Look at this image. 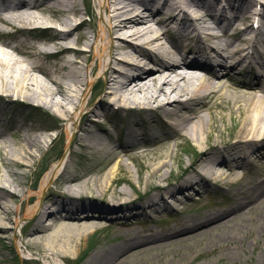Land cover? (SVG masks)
Listing matches in <instances>:
<instances>
[{
	"label": "bare ground",
	"instance_id": "6f19581e",
	"mask_svg": "<svg viewBox=\"0 0 264 264\" xmlns=\"http://www.w3.org/2000/svg\"><path fill=\"white\" fill-rule=\"evenodd\" d=\"M111 1L114 12L119 11L116 17L115 13L105 15ZM143 2L150 7L145 8ZM83 5V13H91L89 3L83 0ZM94 5L98 19L93 16L88 35L80 30L87 23L76 0H0V16L10 12L6 21H19L32 30L46 25L61 29H46L52 31L47 41L38 38L17 45L13 41L24 30L14 29V40H2L0 45V231L14 227L21 232L31 223L24 232V244L41 245L47 264H65L60 256L67 249H80L89 232L107 226L106 221L117 216L113 226L119 240L100 244L91 252L90 264H143L157 257L162 259L155 264H190L183 261L181 252L164 251L184 243L192 244L188 249L200 244L205 252L218 250L221 259L238 261L245 246L241 228L264 231V180L235 186L241 174H252L248 167L264 157V58L261 70H251L253 80L243 79L246 64L242 62L251 59L234 56L244 51L239 42L244 38L224 37L230 36L240 19L249 17L245 11L253 12L258 6L264 11V0H94ZM40 8L57 10L63 17L55 24L45 13L35 12ZM200 10L212 18L215 10L226 14L230 29L221 22L220 32L208 31L210 26L200 28ZM150 16L154 18L151 23ZM261 21L252 36L260 46L264 45ZM176 25L179 38L169 39L170 28ZM4 30L0 23V31ZM80 38L86 47H77ZM9 47L24 57H16ZM53 52L59 55L54 68L41 66L40 57ZM256 53L264 55V49L256 46ZM232 72L238 74L227 83ZM101 90L104 95L100 97ZM105 98L126 112L156 114L157 128L143 130L133 116L132 124L118 132L124 137L118 142L99 123L98 117L108 110ZM31 105L44 112L49 122H40L22 109ZM218 108L228 110L237 126L230 132L232 141L222 147L213 137L217 132V138H222ZM49 129L57 133L49 134ZM166 136L171 140H164ZM175 138L191 141L196 151L187 166L189 178L174 189L164 183L168 176L163 170L169 160L179 159L170 150ZM75 143L96 151L102 165L90 168L83 161L71 169L80 152ZM121 149L127 154L134 151L132 158L141 166L138 183L146 185L143 191L130 175L120 173L124 153L117 150ZM143 155L161 161L143 165L139 161ZM110 164L114 165L109 168ZM144 168L149 173L142 179ZM210 187L226 196L235 189L241 197L211 212L190 214L178 208L182 202L177 192L195 200L197 189ZM167 197L178 200L171 226L147 235L132 229L137 218L128 217L155 219L160 208L168 209ZM59 208H66L67 224L59 229L43 225V216L48 220ZM13 237L15 241L20 238L16 231Z\"/></svg>",
	"mask_w": 264,
	"mask_h": 264
},
{
	"label": "rangeland",
	"instance_id": "374dc122",
	"mask_svg": "<svg viewBox=\"0 0 264 264\" xmlns=\"http://www.w3.org/2000/svg\"><path fill=\"white\" fill-rule=\"evenodd\" d=\"M77 6L82 11V16L85 19V22L87 25L82 26L80 30L86 32L88 35L91 34V30L93 28L92 25V19L93 16H95V20L98 19V11L97 8L94 5V0H85L86 3L91 6V13H83V0H76ZM112 1L110 2V4ZM110 4L108 5L105 15L108 14V9H110ZM150 7V6H149ZM259 7V6H258ZM258 10L262 13L261 15V31L264 33V11L262 7H259ZM36 13H45L47 16L51 17L54 20V23L57 22V20H60L63 17V14L58 12L57 10H49L40 8L38 10H35ZM247 16L250 17V15L253 13L252 11H245ZM126 17V16H125ZM249 17H246L247 19H240L236 23V27H233L229 32V35H226L224 37L227 40H231L232 36H234V39H237L235 33L238 29L242 30L243 27L246 26L248 23ZM56 19V20H55ZM212 24L215 25V22L213 20H210ZM56 24V23H55ZM229 29L231 27V24L228 26ZM4 29H6L4 27ZM56 32V29H54ZM176 30H178L176 28ZM215 32H220L218 28L214 29ZM58 31V30H57ZM246 32V31H245ZM232 34V35H231ZM52 36V31L48 30H41V29H34V30H24L22 33L17 37V41H13L14 45L19 44L21 41L26 42H35L38 40V38H41L42 40H49ZM114 37V33L112 34ZM90 37V36H89ZM8 40H14L13 36L11 34L5 36L3 38ZM74 39H77V36H74ZM91 39V38H90ZM201 41L204 43V39L201 37ZM87 42L89 40H86ZM167 41V40H164ZM77 47H86L85 40L80 38L77 40ZM242 46V45H241ZM256 46L260 47L261 49H264V45L256 43ZM237 54L234 56L236 57ZM258 56H262L258 54ZM59 55H45L40 57L39 62L41 63V66L43 67H50L54 68L55 64L59 61ZM234 59V58H233ZM232 59V60H233ZM231 60V61H232ZM255 65V67L258 70H261L263 58L260 59L256 55L253 56L251 63ZM111 65L116 66V64L111 63ZM232 75H237L236 72H232ZM251 76V75H250ZM249 77L247 75V72L243 73L242 78ZM252 77V76H251ZM250 78V77H249ZM225 80H229L227 83H230L232 80L230 77H226ZM251 80V79H250ZM232 89V87H230ZM233 90V89H232ZM100 97L104 95V91L101 90L98 94ZM105 102L108 103V110L106 115H101L99 118L100 125L109 128V131L111 134L117 138L118 140V132L119 131H125L128 126L132 124L133 121L130 119L134 116L139 124H142L143 130H150L153 131L157 128L155 126V119L156 114L154 113H147L146 111H125L123 108H119L118 105L113 104L110 102L109 98H105ZM23 110H27V112L34 117L37 118L40 122H49L48 118H46V114L42 112L41 110H38L36 106H28L23 107ZM47 111V110H46ZM205 114H208V111L206 110L204 112ZM218 113V122L219 126L222 129V138H217V132L213 133V137L216 139L218 146H223V144H226L227 141H232L233 136L230 134L233 130L237 128V126L232 123V119L230 118L229 111L228 110H222L221 108L217 109ZM221 115H223V118H221ZM150 118V119H148ZM146 119V120H144ZM149 120V121H148ZM49 134H56V129H49ZM9 136V135H8ZM10 137V136H9ZM168 136L164 137V140H168L170 138H167ZM11 138V137H10ZM12 140H15L14 138H11ZM171 140V139H170ZM65 139H63V142ZM118 142L122 143L123 141L118 140ZM75 146L79 148V154L74 158L73 163L71 164V169H77L80 167L83 161L87 162V167H94V166H100L102 165L103 160L98 156V153L93 150H87L81 148L77 143H75ZM130 147L125 146L124 149H129ZM170 150L173 154H176L179 159H172L169 160V167H166L163 170V173L167 174V179L164 181L165 184H170L171 187L174 189L177 188L182 182H184V178L187 176V179L189 178V171L187 170V166L189 162L191 161V156L195 154L196 148L193 146L191 141L184 140L182 138H175L170 143ZM118 153H124L122 156L123 159V165L122 169L120 170V173L130 175L132 181L134 184L138 185L139 191H143L146 188V185L143 182L138 183V162L133 160V154L134 151L130 153H126L128 151L117 150ZM126 153V154H125ZM140 155V154H139ZM139 161L143 162L144 164H154L158 165L161 161L160 158H155L153 155H143L141 158L139 157ZM114 164L108 165V167H112ZM127 168L129 170H127ZM34 171V167L32 168ZM248 171H252V174H241V178L235 183V186H241L244 183L252 184L254 182H259L264 180V157L263 161L257 163L256 165L252 167H248ZM149 173V170L147 168L142 169L140 172L141 178H145L147 174ZM185 178V180H187ZM125 188L132 194L135 195L132 187L129 184L124 183ZM177 191V190H176ZM177 196L180 195L179 201L182 203L178 206L179 209H186L190 214H195L196 212L201 211H212L217 210L220 207H226L230 206L231 203L241 197V193L236 191L235 189H230L228 196L224 194L223 191H219L218 189L214 187H210V189L207 190H199L197 189L195 191V200L190 199V197L186 194H181L180 192L176 193ZM165 201L167 202L168 209H162L160 208L159 212L156 214L155 219L149 220L148 217L145 215H134L132 217H128V219H135L137 223L134 225H131L132 229L136 232H138L141 235H147L150 232H162L165 226H171L174 223L175 218V211L177 210L174 206V203L177 202L175 198H166ZM114 206V205H113ZM112 206V207H113ZM55 209V208H54ZM222 209V208H221ZM59 213L55 216H52L48 220L46 219V216H43L41 219L43 225H51L54 229H59L67 224L68 218H67V211L66 208H59ZM40 215H37L38 218ZM119 217L113 216L110 217L106 223L107 226L103 228H98L97 230H94L92 232H89L88 237H85V239L82 241V244L80 246V249L74 248L73 250H66V253L60 256V258L64 261L65 264H90V254L91 252L96 249L100 244L105 242H115L119 240V236L115 233V227L113 226V221L117 220ZM47 221V223H46ZM52 221V224L49 222ZM31 226V223H27L23 226L22 231L19 232V229H15L14 227L10 228L7 232L3 233L0 231V264H47L49 262L47 259L44 258L45 254L47 253L46 250H44L41 245L34 244V245H26L24 244V232L29 229ZM241 233L243 237L245 238V246L243 247L241 253L239 254L240 258L238 261L230 263L228 259L225 257L224 259H221L223 257L221 254H219L218 250H208L205 252V248L201 247L200 244H195L191 249H188L189 243H184L182 245H179L178 247H165L164 251L171 250L170 252H181V255H183V261H188L190 264H264V231L261 232L260 230H253L250 228V226H243L241 228ZM15 231L20 236L18 241L14 240V233ZM6 235L5 236H2ZM202 251V254L196 257V254L198 251ZM58 256V255H57ZM160 257L155 258L154 261L145 262L143 264H155L156 262L160 261ZM165 263H168L166 260Z\"/></svg>",
	"mask_w": 264,
	"mask_h": 264
}]
</instances>
